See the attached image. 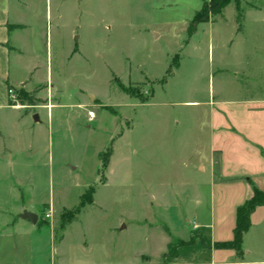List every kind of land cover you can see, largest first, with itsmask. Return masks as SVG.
<instances>
[{"label":"rangeland","instance_id":"374dc122","mask_svg":"<svg viewBox=\"0 0 264 264\" xmlns=\"http://www.w3.org/2000/svg\"><path fill=\"white\" fill-rule=\"evenodd\" d=\"M21 2L24 62L34 67L27 89L41 86L28 93L38 106L22 111L20 132L0 120V208L20 206L18 196L36 207L39 234L9 242L20 250L37 240L42 253L14 263L165 264L169 244L192 261L195 225L219 216L208 163L214 106L264 96V23L250 9L264 0H242L240 22L233 1L192 37L210 0ZM83 197L94 203L62 228ZM243 252L263 262L262 237Z\"/></svg>","mask_w":264,"mask_h":264},{"label":"crops","instance_id":"0c3cea01","mask_svg":"<svg viewBox=\"0 0 264 264\" xmlns=\"http://www.w3.org/2000/svg\"><path fill=\"white\" fill-rule=\"evenodd\" d=\"M250 9L256 20L264 23V8L255 4L251 5ZM243 20L244 15L241 21ZM236 22H238L237 17ZM241 28L242 25L236 30V37L242 34ZM25 31L26 23L21 0H0V120L1 118L7 119L9 131L19 130L20 132L29 118L27 112L25 115L22 113V111H27L28 107L11 105L10 88L15 90L22 88L26 93H33L41 86L37 85L29 91L27 89L34 67L24 62L27 51ZM257 34L264 36V30ZM13 65H16L20 72L15 70ZM41 106L48 110L53 107L47 104ZM79 107H85V104H80ZM89 114L86 118L90 122ZM32 118L40 122L39 115H33ZM51 119H53V114L49 113V120ZM211 129L212 145L208 162L212 174L210 191L214 192L215 197L217 195L215 191L218 189L219 216L217 220L212 216L203 226L195 225L193 233L196 239L195 247L193 250L188 247L187 250L193 258L192 261H182L180 252H177V258L172 259L171 264H194L197 259H201L202 264H264V261L247 263L243 252V245L247 239L253 240L254 238L255 240L257 235H260L264 240V206L257 208L251 215V227L243 238L241 253L217 247L219 244L233 241L237 210L252 199L253 190L264 192V96L218 102L212 111ZM201 170L204 171L205 168L201 167ZM215 180L220 183L216 185ZM18 200L19 204L21 203L18 207H11L4 211L0 208L2 211L0 214L4 216L0 222V239L5 242L0 246V264H19L14 262L26 260L28 253L32 259L35 258V254L38 256L42 253L37 240L31 246L33 249H28V247L24 249V246L28 244L20 241L19 245L23 247L20 250L19 246L15 247L9 242L14 237L24 241L31 234L40 232L37 228L39 217L36 224L22 219L24 212L37 215L36 207L29 210L22 198L19 199L18 196ZM50 205L53 213H56V207ZM51 229L53 230L52 226ZM200 240L205 243L209 252L201 250ZM167 249L163 255L165 264H170L167 262L170 260L167 258ZM221 252L224 254L220 255L217 260L218 253ZM252 253V249H248V255ZM233 257L240 261H232Z\"/></svg>","mask_w":264,"mask_h":264},{"label":"trees","instance_id":"16d2710c","mask_svg":"<svg viewBox=\"0 0 264 264\" xmlns=\"http://www.w3.org/2000/svg\"><path fill=\"white\" fill-rule=\"evenodd\" d=\"M236 3V13H237V21L240 22L243 17V10L241 8L242 0H210L209 3L204 2L202 9L195 15L191 26L189 27V35L192 37L198 25L209 23L210 21L214 22L213 19L216 17H221L223 19V11L229 5ZM13 89V88H10ZM18 94V103L23 107H34L37 106L36 98L34 95L28 94L24 91V89L16 90ZM12 106H16L11 102ZM87 195V194H86ZM88 196V195H87ZM85 197V196H84ZM84 197L81 203V206L70 214V217H62V228H64L68 223H71L77 214L80 213L81 209L84 208L87 204H93V200H90L88 203L84 202ZM264 206V192H261L257 189L253 190V197L250 201H248L245 205L240 207L237 210V222L234 230V239L232 242L223 243L217 245L219 249H230L235 250L239 253L242 251V243L245 234L249 231L251 227V215L253 212L259 208ZM180 245L178 247H181ZM168 255L176 256V251H173L171 245L168 247Z\"/></svg>","mask_w":264,"mask_h":264},{"label":"built area","instance_id":"2783aa9c","mask_svg":"<svg viewBox=\"0 0 264 264\" xmlns=\"http://www.w3.org/2000/svg\"><path fill=\"white\" fill-rule=\"evenodd\" d=\"M9 96H10L11 102H12L13 104H16L15 107H20V105H19V103H18V94H17V92H16L15 89H10V90H9ZM89 118H90V119L94 118V113H93V112H91V113L89 114ZM49 217H50V216H49Z\"/></svg>","mask_w":264,"mask_h":264},{"label":"water","instance_id":"95a60500","mask_svg":"<svg viewBox=\"0 0 264 264\" xmlns=\"http://www.w3.org/2000/svg\"><path fill=\"white\" fill-rule=\"evenodd\" d=\"M22 219L28 220L29 222L36 224L38 222V216L32 213L24 212Z\"/></svg>","mask_w":264,"mask_h":264}]
</instances>
